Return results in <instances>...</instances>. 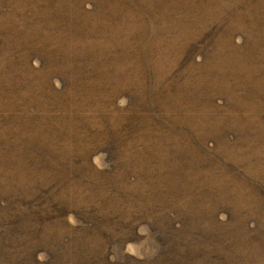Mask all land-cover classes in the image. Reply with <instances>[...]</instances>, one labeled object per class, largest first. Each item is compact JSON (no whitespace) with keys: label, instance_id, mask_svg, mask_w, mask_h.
Masks as SVG:
<instances>
[{"label":"rangeland","instance_id":"374dc122","mask_svg":"<svg viewBox=\"0 0 264 264\" xmlns=\"http://www.w3.org/2000/svg\"><path fill=\"white\" fill-rule=\"evenodd\" d=\"M92 2L0 0V264H264V0Z\"/></svg>","mask_w":264,"mask_h":264},{"label":"trees","instance_id":"16d2710c","mask_svg":"<svg viewBox=\"0 0 264 264\" xmlns=\"http://www.w3.org/2000/svg\"><path fill=\"white\" fill-rule=\"evenodd\" d=\"M89 2L93 3L92 0H89ZM84 11L85 10H83V12ZM87 14H88V11H87ZM61 15H63V14L61 13ZM8 26L10 28L9 34L8 35L0 34V48L2 46H8L11 48V52H13L16 49V47H18L17 46L18 41L16 39L17 33H16V31H14L15 30V22L9 21ZM19 42L23 43V40H20ZM28 42H29V40L27 39L25 44L23 43L24 46L22 49V59L31 58L34 60H38V58L42 55L50 56L53 53V48L46 51L42 48V44H40L39 46H37L36 49H33L27 45Z\"/></svg>","mask_w":264,"mask_h":264}]
</instances>
